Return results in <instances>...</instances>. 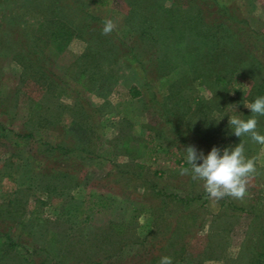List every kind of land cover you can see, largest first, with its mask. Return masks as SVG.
<instances>
[{
	"label": "rangeland",
	"instance_id": "1",
	"mask_svg": "<svg viewBox=\"0 0 264 264\" xmlns=\"http://www.w3.org/2000/svg\"><path fill=\"white\" fill-rule=\"evenodd\" d=\"M157 1L0 0V231L13 241L0 243V264H250L264 228V145L229 136L228 120L245 119L264 72L235 75L220 96L189 34L169 29L171 7L183 13L190 1ZM238 3L243 30L225 41L244 43L248 70L264 63V0ZM56 14L79 32L59 55L34 31ZM105 19L116 23L110 35ZM99 74L111 78L99 86ZM241 140L256 164L243 200L210 199L180 175L187 146L207 155Z\"/></svg>",
	"mask_w": 264,
	"mask_h": 264
},
{
	"label": "trees",
	"instance_id": "2",
	"mask_svg": "<svg viewBox=\"0 0 264 264\" xmlns=\"http://www.w3.org/2000/svg\"><path fill=\"white\" fill-rule=\"evenodd\" d=\"M189 1L191 9L188 8V10L183 13L181 12L179 6L174 5L173 7H171L170 20L172 25L169 29L173 33L182 34L187 32L189 34V37L187 38V50H193V48H195L194 52L198 56L195 55L193 57L194 60L198 61L199 63L200 59V63L203 64V68L209 72L210 78L213 80V82L219 83V85H221L220 91L218 90L217 94H219L220 96H226V93H223L221 91L223 89H226L228 85L232 83L233 78L235 77V75L237 76V74L241 73L247 75L248 73L250 74L253 71H257L258 69H262L264 72V63L262 60L260 61L258 59H254L253 61V59H251L252 69L250 65L248 70L243 66L245 62H248L246 57L250 56L247 54V49L243 47V42H237L235 45L226 47L227 42L225 41V37H227L228 39L232 38L231 40H234L236 38L235 34H238L240 30H243L241 25L244 22L241 18L240 5L238 3V0ZM157 2L161 1L158 0ZM93 3L102 5L105 4V0H93ZM212 5L218 6L220 7V9L222 8L224 14L226 15V18H228V20H230L236 28L234 33H231V30L228 27H225V22H222V19H220L221 17L217 16V14L213 11ZM160 6L161 3H159V7ZM61 16L62 15L56 14L54 16L45 17L37 24L34 30L36 36H38V39L44 43L47 42V46H49L50 50H52V53L58 55L62 51H64L70 41L77 34H79L78 29L71 25L68 21L63 19ZM206 17L208 20L205 19ZM206 21H208V28L206 31L201 33L198 29L201 25H205L203 23H206ZM157 27L160 30V27ZM147 31V28H141V30L139 29V34L146 35ZM151 32L152 31L149 30L148 34H150ZM45 53L47 52H44V50L42 49L41 55H44ZM33 55L39 56L37 53H34ZM89 55L92 54L88 53V56ZM132 60H137V58L132 57ZM199 72V76H201L202 72ZM51 74H53V68L50 65H47L42 77L48 79L50 78ZM84 75L85 73L84 71H82L81 76ZM98 78L100 80L99 86H101V81H106L111 77H104L102 74L98 76ZM129 92L133 97H138L142 94L141 89L134 85L130 87ZM257 96H264V74L261 75L260 80L255 81L252 88L250 89V92L247 96L248 102H252ZM250 113L251 110L245 113V120L248 119ZM229 136L232 137L235 135L232 133V131H230ZM18 143L19 142L16 141V144ZM149 150H151L150 152H153L154 148L150 145ZM98 202L99 203L96 202V204H99L100 206H107L108 204L105 200ZM260 232V236L258 237V241L256 242L257 249L251 256L250 264L264 263V228L260 229ZM4 238L6 240L7 238H9L12 242L11 245H13L10 232L0 231V243L4 241ZM4 252L6 253L7 251L4 250ZM113 255L114 254H109L107 255V258H110ZM18 256L23 260V264H37L35 261L31 260L33 258L30 259L29 257H25L23 255ZM102 263L103 259L101 258L98 261H94L90 264Z\"/></svg>",
	"mask_w": 264,
	"mask_h": 264
},
{
	"label": "clouds",
	"instance_id": "3",
	"mask_svg": "<svg viewBox=\"0 0 264 264\" xmlns=\"http://www.w3.org/2000/svg\"><path fill=\"white\" fill-rule=\"evenodd\" d=\"M116 29L112 19L103 21L102 35H110ZM251 110L248 119L238 115H230L228 124L236 137L249 136L253 142L264 145V135L257 131L258 116H264V96H257L252 102L245 105ZM186 153V162L190 167H181L180 175L191 174V179L201 181L203 189L210 199L220 200L230 197L243 200L247 195L248 181L256 172L255 158L245 156L244 142L241 140L235 146L220 149L213 147L205 155L195 146L183 149ZM159 264H173L170 256H162Z\"/></svg>",
	"mask_w": 264,
	"mask_h": 264
}]
</instances>
